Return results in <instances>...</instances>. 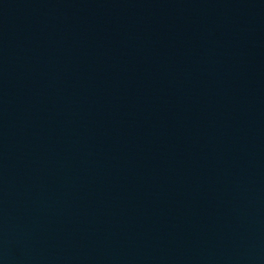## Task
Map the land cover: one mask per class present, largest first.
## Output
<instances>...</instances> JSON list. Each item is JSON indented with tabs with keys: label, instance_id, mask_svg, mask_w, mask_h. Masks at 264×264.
Here are the masks:
<instances>
[{
	"label": "water",
	"instance_id": "95a60500",
	"mask_svg": "<svg viewBox=\"0 0 264 264\" xmlns=\"http://www.w3.org/2000/svg\"><path fill=\"white\" fill-rule=\"evenodd\" d=\"M0 264H264V0H0Z\"/></svg>",
	"mask_w": 264,
	"mask_h": 264
}]
</instances>
